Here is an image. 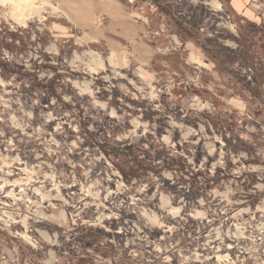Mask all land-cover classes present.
<instances>
[{
  "label": "rangeland",
  "instance_id": "374dc122",
  "mask_svg": "<svg viewBox=\"0 0 264 264\" xmlns=\"http://www.w3.org/2000/svg\"><path fill=\"white\" fill-rule=\"evenodd\" d=\"M181 1L0 0V264H264V7Z\"/></svg>",
  "mask_w": 264,
  "mask_h": 264
},
{
  "label": "trees",
  "instance_id": "16d2710c",
  "mask_svg": "<svg viewBox=\"0 0 264 264\" xmlns=\"http://www.w3.org/2000/svg\"><path fill=\"white\" fill-rule=\"evenodd\" d=\"M169 155L170 154H167L166 158L168 163L166 161H163L161 168L167 170H172L173 168L174 171L179 172L180 174L184 173L187 168V166L185 165V161H183L180 157H172ZM119 156L124 159L123 161L126 165L124 167L117 166V169L121 174L123 181L127 184L133 178L139 179L142 176L147 175L148 173H158L160 171L157 167L146 164L144 161L139 160L137 158L138 156L136 155V152H120ZM191 180L193 189L197 191L199 189V186L198 182L196 181V176H194Z\"/></svg>",
  "mask_w": 264,
  "mask_h": 264
},
{
  "label": "crops",
  "instance_id": "0c3cea01",
  "mask_svg": "<svg viewBox=\"0 0 264 264\" xmlns=\"http://www.w3.org/2000/svg\"><path fill=\"white\" fill-rule=\"evenodd\" d=\"M178 3H183L181 0H175ZM226 0H223V2H225ZM250 0H227V5H228V16H230L231 19H234L236 21H240L241 23H246V22H253L254 21V14L253 11L248 8V4H249ZM113 3H116L113 1ZM225 7V6H224ZM98 8V7H96ZM112 12L111 10H109L107 8V13L109 14V17L112 16ZM115 18H119V16H117L115 14L114 16ZM122 19V18H121ZM121 29L122 32L120 33L122 36L127 37L128 39L133 38V36L135 35V27L134 26H130L129 24H126L124 21L121 25ZM114 41V40H113ZM117 44V43H116ZM145 53L148 54V58L147 61L150 60V56L151 51L150 49H146L144 47Z\"/></svg>",
  "mask_w": 264,
  "mask_h": 264
},
{
  "label": "built area",
  "instance_id": "2783aa9c",
  "mask_svg": "<svg viewBox=\"0 0 264 264\" xmlns=\"http://www.w3.org/2000/svg\"><path fill=\"white\" fill-rule=\"evenodd\" d=\"M261 0H252V6L254 10H258L261 6L264 7V4L261 3ZM151 7V5H150Z\"/></svg>",
  "mask_w": 264,
  "mask_h": 264
}]
</instances>
